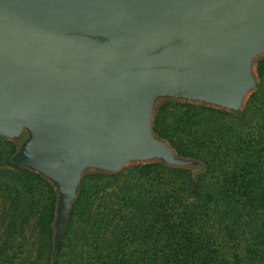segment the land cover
Masks as SVG:
<instances>
[{
  "label": "water",
  "instance_id": "1",
  "mask_svg": "<svg viewBox=\"0 0 264 264\" xmlns=\"http://www.w3.org/2000/svg\"><path fill=\"white\" fill-rule=\"evenodd\" d=\"M263 58L264 0H0V138L54 191L51 263L85 175L204 172L155 133L158 107L238 117Z\"/></svg>",
  "mask_w": 264,
  "mask_h": 264
},
{
  "label": "trees",
  "instance_id": "2",
  "mask_svg": "<svg viewBox=\"0 0 264 264\" xmlns=\"http://www.w3.org/2000/svg\"><path fill=\"white\" fill-rule=\"evenodd\" d=\"M238 117L166 102L153 129L204 172L159 163L83 177L54 263L55 194L0 138V264H264V58Z\"/></svg>",
  "mask_w": 264,
  "mask_h": 264
},
{
  "label": "rangeland",
  "instance_id": "3",
  "mask_svg": "<svg viewBox=\"0 0 264 264\" xmlns=\"http://www.w3.org/2000/svg\"><path fill=\"white\" fill-rule=\"evenodd\" d=\"M0 201H3L1 193H0ZM3 230H4V226L2 224V226H0V235L2 234Z\"/></svg>",
  "mask_w": 264,
  "mask_h": 264
}]
</instances>
